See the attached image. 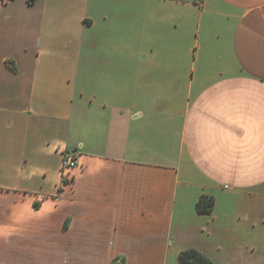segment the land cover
Segmentation results:
<instances>
[{
	"label": "crops",
	"instance_id": "crops-1",
	"mask_svg": "<svg viewBox=\"0 0 264 264\" xmlns=\"http://www.w3.org/2000/svg\"><path fill=\"white\" fill-rule=\"evenodd\" d=\"M189 248L264 264V0H1L0 264Z\"/></svg>",
	"mask_w": 264,
	"mask_h": 264
},
{
	"label": "trees",
	"instance_id": "trees-1",
	"mask_svg": "<svg viewBox=\"0 0 264 264\" xmlns=\"http://www.w3.org/2000/svg\"><path fill=\"white\" fill-rule=\"evenodd\" d=\"M214 203V199L211 196H201L197 203V211L200 213L210 212ZM178 264H213L211 259L203 252L196 248H189L182 250L178 255Z\"/></svg>",
	"mask_w": 264,
	"mask_h": 264
},
{
	"label": "built area",
	"instance_id": "built-area-1",
	"mask_svg": "<svg viewBox=\"0 0 264 264\" xmlns=\"http://www.w3.org/2000/svg\"><path fill=\"white\" fill-rule=\"evenodd\" d=\"M77 166L76 154L66 152L63 155L61 169L64 172L67 179H71L70 171Z\"/></svg>",
	"mask_w": 264,
	"mask_h": 264
},
{
	"label": "rangeland",
	"instance_id": "rangeland-1",
	"mask_svg": "<svg viewBox=\"0 0 264 264\" xmlns=\"http://www.w3.org/2000/svg\"><path fill=\"white\" fill-rule=\"evenodd\" d=\"M1 1V0H0Z\"/></svg>",
	"mask_w": 264,
	"mask_h": 264
}]
</instances>
